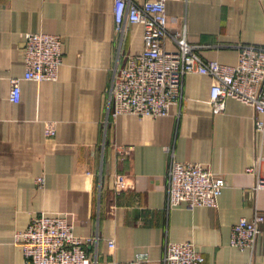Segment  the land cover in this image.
<instances>
[{
	"label": "crops",
	"instance_id": "1",
	"mask_svg": "<svg viewBox=\"0 0 264 264\" xmlns=\"http://www.w3.org/2000/svg\"><path fill=\"white\" fill-rule=\"evenodd\" d=\"M167 13L169 29L186 26L188 42L207 61L235 65L241 46L264 47V0H175ZM30 32L60 35L63 65L56 81L21 80V100L13 103L11 81L24 76ZM118 39L114 0H0V264H25L16 234L34 213L64 216L77 235H99L89 253L100 261L129 264L145 253L142 264H163L168 242L191 241L205 264H264V236L254 251L231 245L241 219L264 217V190H253L257 176L247 172L260 165L264 175L256 111L229 98L216 113L211 77L195 73L185 77L183 101L170 115L114 119V68L142 53L143 27L129 28L122 54ZM167 148L224 179L216 207H168ZM120 174L126 187L117 195Z\"/></svg>",
	"mask_w": 264,
	"mask_h": 264
},
{
	"label": "built area",
	"instance_id": "2",
	"mask_svg": "<svg viewBox=\"0 0 264 264\" xmlns=\"http://www.w3.org/2000/svg\"><path fill=\"white\" fill-rule=\"evenodd\" d=\"M175 0H148L143 4L135 0H114L115 31L119 36V54H122L127 31L132 25L143 27L144 49L138 55L128 54L124 66H116L108 93L113 107L112 117L130 114L140 118H159L170 115L171 108L183 101L184 79L189 74L211 77L213 84L211 101L216 113L225 109L226 100L234 98L250 105L256 111V130L264 133V47L243 45L238 63L226 65L207 61L188 42L187 28L170 30L167 4ZM174 20V19H172ZM25 39V73L22 78L11 81L10 100H21V80L42 83L56 81L63 65L60 35L30 32ZM171 41L177 49H169ZM46 135L54 136V123L46 127ZM171 154L169 166L168 207L185 206L189 209L216 207L225 187L222 177L215 175L200 162H184ZM264 161V157H261ZM259 166L249 167L257 181L253 190H264V175ZM43 188L45 178L36 179ZM126 187V176L117 175L115 193L119 195ZM264 217L256 213L251 220L241 219L232 227L231 245L241 251H254L264 236L261 224ZM99 235L80 236L74 225L64 216L46 213L31 214L28 227L16 234L25 264H118L115 259L100 261L90 246H97ZM115 248L114 240H109ZM148 255L139 253L129 264H142ZM163 264H205V257L191 241L168 242Z\"/></svg>",
	"mask_w": 264,
	"mask_h": 264
}]
</instances>
